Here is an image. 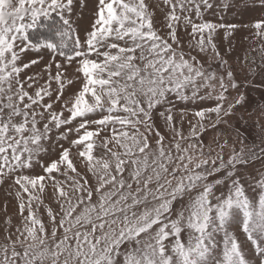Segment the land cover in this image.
Listing matches in <instances>:
<instances>
[{"label":"snow or ice","instance_id":"6c2138e0","mask_svg":"<svg viewBox=\"0 0 264 264\" xmlns=\"http://www.w3.org/2000/svg\"><path fill=\"white\" fill-rule=\"evenodd\" d=\"M234 2L225 0L224 7ZM162 3L169 9L166 36L154 27V11L145 0H98L91 30L82 42L78 35L73 38L74 0H0V185L10 180L13 188L18 186L15 197L23 225L15 233L5 229L0 264H264V180L258 183L257 200L246 195L238 179L223 197L213 192L223 180L209 182L225 169L227 177H234L238 166L261 159L264 148L260 155L233 148L225 162L227 142L219 145L215 157L206 156L200 138L223 116L232 115L245 96L238 94L228 103L226 93L240 87L232 70L219 75L209 71L192 50L211 51L219 59L213 42L216 30L237 25L203 21L201 7L212 9L211 0ZM260 4L264 6V0ZM53 13L61 21L55 29L58 41L31 42L29 30ZM189 26L195 42L189 41L186 53L177 33ZM253 27L264 36V21ZM41 49L51 52L53 60L62 57L64 63L55 62L54 76L49 63L48 80L29 93L20 73L39 61L18 65L20 53ZM73 63L82 86L65 97L66 86L73 83L65 73ZM226 63L221 61V68ZM39 78L29 76L27 88L38 85ZM189 89L193 98L208 89L199 98L216 103L192 113L195 122L188 121L185 136L177 125H183L186 113L181 110L177 120L170 97L187 101ZM57 103L59 111L54 109ZM154 115L163 119L170 139L156 127ZM73 122V127H66ZM53 128L57 140H67L72 132L77 137L69 140L71 147L60 146L57 160L41 165L47 175L26 174L48 151L45 142ZM72 148L92 183L78 171ZM97 148L104 150L99 156L94 155ZM54 173L65 179L58 180ZM48 180L59 205V212L45 205L50 233L37 215ZM177 202L181 207L173 219ZM5 223L10 226L11 218ZM233 225L250 242L251 257L231 231Z\"/></svg>","mask_w":264,"mask_h":264},{"label":"rangeland","instance_id":"374dc122","mask_svg":"<svg viewBox=\"0 0 264 264\" xmlns=\"http://www.w3.org/2000/svg\"><path fill=\"white\" fill-rule=\"evenodd\" d=\"M214 7L212 9H204L201 7L202 20L205 22H211L217 25H237L236 28L229 29L228 27L218 28L213 36V42L216 44L217 50L219 51L220 58L217 59L211 51L208 54H201L195 50H192V55L197 56L204 67L209 70H215L218 75L223 74L226 70L231 69L234 75V79L239 84L238 89H229L228 103L234 102L235 97L238 94L245 96V102L242 105H238L232 115L223 116L222 122L217 124L214 128H209L201 135L204 145V153L206 156L215 157L220 152L219 145L227 142V146L223 150V159L227 162L229 156L232 153L233 148L238 152L241 147L244 148L245 152L248 153L250 150L260 155V149L264 148V36H258L257 30L253 27L256 22L264 21V6L260 4V0H235L230 7L225 8V0H211ZM98 0H74L73 11L71 14V21L73 28L75 29V36L78 35L80 40L86 37V33L91 30V25L94 21V13L97 10ZM145 3L149 5V10L154 11L153 24L154 27L159 30V34L166 36L168 29L165 27L166 20L165 16L169 9L163 5L162 0H145ZM159 5V6H157ZM185 15V13H181ZM192 18L195 20V12H192ZM53 17L57 15L53 13ZM44 18L41 17L37 22L35 29H30L28 32L30 41L33 43L41 42L43 36L47 34L49 36L51 31L49 28H44ZM197 23L201 22L199 20ZM51 29V28H50ZM191 32L190 26L187 29L181 28L178 30V37L181 41L183 50L187 53L189 51V41L194 44V38L189 35ZM207 35V34H205ZM46 36V37H47ZM195 39H199L197 35ZM45 41V40H44ZM175 47V46H174ZM21 59L18 61V65L30 63L32 60H38L37 64L24 69L20 73V79L25 81V88L29 93H34L35 87L43 85L48 80V73L45 71L46 66L51 63V74H56L55 62L64 63V60L60 56H55L53 60V54L46 49H41L39 52L28 50L20 53ZM209 57L211 61L209 62ZM221 61L227 63L221 68ZM77 65H73L67 68L65 75L73 79L71 85L65 88V97L72 96L82 86V81L75 79L78 73H75L74 69ZM39 74V84L34 85L33 88H27V78ZM227 82V81H226ZM213 83H217L213 81ZM51 88L55 90L57 85L53 80ZM208 89H202L196 98L191 96V90H187L186 94L189 96L187 101H181L174 95L170 97L174 104V113H176V119L179 120V112L183 110L186 113V119L183 125H177L178 128L183 132L185 136L189 134L190 125L189 120H193L192 113L201 109H206L215 105L213 99L201 100L199 96L204 95ZM217 91H219L217 84ZM56 92L53 91V97ZM49 98H45L47 102ZM227 107V103L225 104ZM61 105L59 103L54 105V109L59 111ZM162 110V109H161ZM68 115L67 112L64 114ZM212 119L215 120V114H211ZM156 127L165 135L166 138L170 139L172 133L169 132L164 125L163 119L158 115H154ZM223 121H226L223 122ZM195 121L193 120V123ZM207 124L208 121L206 120ZM41 122L40 127H42ZM68 125L66 127H73ZM62 128L60 131H64ZM108 133H102L101 135H107ZM58 132L53 128L51 132V139L45 142V146L48 151L42 153L38 160L40 163H35L34 167L26 170V174L35 175H47L41 165H46L52 160L59 158L60 152L63 145L64 148H69V140L75 139L77 134L75 132L69 133L67 140H57ZM209 148L212 151H209ZM82 150V146H81ZM102 148H97L94 155H101L103 153ZM71 158L75 163L79 172L88 176L89 182L92 183L90 174L86 173L84 166L80 162V158L77 155V149L72 148ZM217 160V165L219 164ZM211 161L209 167H211ZM227 169L217 173L215 176L209 177V182L216 179H222L223 183L218 184L214 187L213 192L215 196H226L228 194L229 187L233 179H238L244 186L245 193L252 200H257L260 193L258 183L264 180V156L261 159H257L250 162L246 166H238V171L234 177L226 176ZM54 176L58 180L63 181L64 176L54 173ZM69 175H75L69 173ZM46 188L44 193L41 194L43 204L40 205L37 215L44 222L47 231L51 232V224L47 216L45 205L51 207L54 212H59V205L53 198L52 181L48 180L45 182ZM70 183V182H69ZM18 188V186H15ZM15 188L11 186V181H6L3 185H0V243H6L4 239L7 228L8 232L15 233L17 227H23L21 223V217L19 215L18 201L15 197ZM11 193V194H9ZM195 194V193H194ZM216 201L213 200V203ZM181 203L177 202L174 205L172 218L175 219L176 212L180 209ZM6 209V210H5ZM33 209L36 210V204L33 203ZM27 215V211H25ZM11 218V225H6L5 221ZM231 231L235 234L238 241L243 245L246 254L251 257L253 249L249 241H247L246 235L240 230L239 227L233 225ZM183 238V234H182ZM222 234L217 235V241H222Z\"/></svg>","mask_w":264,"mask_h":264},{"label":"trees","instance_id":"16d2710c","mask_svg":"<svg viewBox=\"0 0 264 264\" xmlns=\"http://www.w3.org/2000/svg\"><path fill=\"white\" fill-rule=\"evenodd\" d=\"M43 22H44V25H45L44 28L45 27L47 29L49 28V30L51 31V34L53 35V37L49 36V38H48V36L46 34V35L43 36L42 40H40V41H44L45 40V41H48V42H54V43L57 42L59 38H58V36L56 34L55 29H56V26H58L61 23V21L59 20V17L58 16H56V17L52 16L50 19H45L44 18ZM75 37L76 36H75V32H74L73 38H75ZM69 43L71 44V41Z\"/></svg>","mask_w":264,"mask_h":264}]
</instances>
